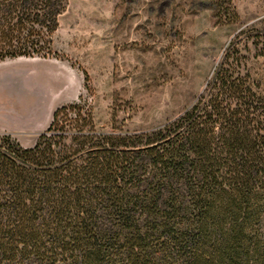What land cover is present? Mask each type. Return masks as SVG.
Instances as JSON below:
<instances>
[{
    "label": "trees",
    "instance_id": "1",
    "mask_svg": "<svg viewBox=\"0 0 264 264\" xmlns=\"http://www.w3.org/2000/svg\"><path fill=\"white\" fill-rule=\"evenodd\" d=\"M67 5L0 0V61L50 55ZM238 55L150 131L98 132L79 97L31 147L0 132V264H264V92Z\"/></svg>",
    "mask_w": 264,
    "mask_h": 264
},
{
    "label": "rangeland",
    "instance_id": "2",
    "mask_svg": "<svg viewBox=\"0 0 264 264\" xmlns=\"http://www.w3.org/2000/svg\"><path fill=\"white\" fill-rule=\"evenodd\" d=\"M52 41L48 56L0 61V132L23 147L79 97L98 132L164 126L205 94L233 44L264 92V0H68Z\"/></svg>",
    "mask_w": 264,
    "mask_h": 264
}]
</instances>
